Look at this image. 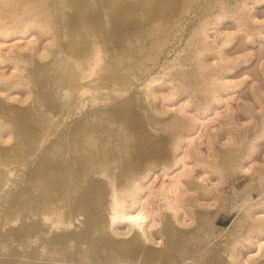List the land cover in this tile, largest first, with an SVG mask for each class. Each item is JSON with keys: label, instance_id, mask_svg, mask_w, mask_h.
I'll list each match as a JSON object with an SVG mask.
<instances>
[{"label": "bare ground", "instance_id": "1", "mask_svg": "<svg viewBox=\"0 0 264 264\" xmlns=\"http://www.w3.org/2000/svg\"><path fill=\"white\" fill-rule=\"evenodd\" d=\"M222 1L161 60L202 0H0V264H193L199 254L183 252L202 247L207 230L187 196L218 202L236 152L214 140L224 130L238 144L236 128L204 125L247 82L232 76L246 54L228 50L253 38L250 11L264 0H240L233 11ZM228 20L236 30L222 29ZM256 97L259 133L231 167L253 174L260 195L236 205L224 264H264Z\"/></svg>", "mask_w": 264, "mask_h": 264}, {"label": "rangeland", "instance_id": "2", "mask_svg": "<svg viewBox=\"0 0 264 264\" xmlns=\"http://www.w3.org/2000/svg\"><path fill=\"white\" fill-rule=\"evenodd\" d=\"M217 1L202 0V2L199 5H196L194 7L195 9L188 16H186V18L180 25V29L178 30V32L175 33V36L172 39V42L170 43L171 45L170 47H173V50H172L173 52L171 51L168 55L165 54L166 56L165 55L160 56L161 60L164 57L172 56L173 53L175 52V49L180 50L185 45V41L189 35V31L195 25V23H197L201 18L211 16L213 13L220 11L218 4H216ZM239 1L240 0H223L222 4L227 5L226 6L227 10L233 11L235 10V3ZM207 4H209V6ZM249 4H252V3L249 2ZM210 5L212 7H210ZM250 12H253L256 15V18L258 19L257 22H255L253 25L250 26L251 32L253 31L252 32L253 34H251L253 38L251 37L252 38V39L250 38L251 40L238 39L236 43H234L235 45L228 50L230 54H234L235 52L246 54L245 57L246 59H248L249 62L247 61L245 66H241L242 69L238 67L236 69L237 73L234 71L232 76L234 78H243L244 76H246L247 82L243 85L244 87L242 88V90H240V92L237 93V96H233V97L226 96L224 98L223 103L214 110L213 114L206 120V124L204 125L206 128L205 132L207 130L209 132H213L214 129L217 128L218 123H224L225 127H230L232 128V130H235L236 128L235 131H237V133L231 130L230 132L234 136L233 139L235 138V141L238 142V144L235 145L237 146V148L235 146H232V144H229L228 142H226L227 134L224 130L217 133V136L214 140V148L233 149L236 152V156H234L235 158L232 157L231 159H229L227 163L224 164L226 165V168L223 172L224 181L219 186V191H220L219 199H218V202L214 203L212 206L210 207L207 206L210 209L209 208L206 209L207 208L206 205L205 207L204 205L202 206V204L200 205V203H202L201 201L206 200L204 195L200 193H197L194 195L193 193V195H189L190 197L187 196L188 202H192L194 204V205L192 204V207L194 206L192 208L193 212L194 211L199 212L201 215H203L204 217L203 219H205V222L202 225L201 233L204 231V229L205 231L207 230L206 231L207 233L203 234L204 239L202 242L204 243H202L203 244L202 247L195 249L194 252L189 249H188L189 251L186 250L184 251L185 253L183 252V255L185 254V257L187 255L189 256L188 253H190V251L194 253L195 255L199 254L198 256L194 255L196 259L194 258L195 263L193 262V264H197V263L198 264H212L213 261L214 263H217V264H221V263L224 264L223 256H225V249H226L225 246L229 244L236 237L235 236V231H237L235 230L236 223L232 224L233 219L236 216H240V213L238 212L239 210L236 207V205L240 203L242 199L248 193L253 199H256L260 195L259 193H260L261 186L258 182H256L257 180L254 178V180L251 181L250 183V178L253 177V174L252 175L241 174L240 172L234 169L232 170V167H231V164H234L236 161H238L239 156L244 152L245 150L244 148L247 147L251 137L256 136L259 133L258 128L261 126L259 123L260 122L259 116L261 115L260 114L261 111L259 110L258 112V105H257L258 100L256 96H259L262 102L264 101V54L263 53L258 54L256 52L257 50L255 49H257L260 45L264 46V37L262 35H258L256 31V28L259 27V25H262L263 29L261 30L263 31L262 33L264 34V1L260 5L254 6ZM253 27H255V29H253ZM222 29L234 31L236 30V25L231 20H228L223 24ZM210 35H211V38H214V33H210ZM250 41H254L255 43L250 42ZM185 63L187 66L191 64L188 61H186ZM149 71H150V75L155 73L154 68H151V70ZM178 104H180V102ZM227 107H229L232 110L233 115L231 114V116H229ZM253 107H256L257 109L256 108L253 109ZM244 109H247V111L249 110L248 114H247V111ZM165 114L164 116L163 114H161L162 116L159 115V117H165L166 116ZM232 121H234L235 123H231ZM183 122L185 124L187 123L186 120L185 121L183 120L182 125H184ZM170 130H169L170 132H168V130L166 129L164 132L166 134V139H167L166 142L169 145H171V142L174 139L173 136L176 134L178 127H173V128L170 127ZM243 131H245L246 133ZM242 135H244V137ZM239 137L243 141L242 144L240 141L241 139ZM238 145L240 146L238 147ZM257 148L258 150L255 153L254 161L261 162L264 160V140L261 143H259ZM203 149H205V147H203ZM258 184H259V187H258ZM206 185L210 186L208 182L206 183ZM261 194L264 196L263 192ZM196 195L198 197V200H197V197H195ZM193 198L194 199L196 198L195 201ZM199 199H202V200H199ZM195 202L196 203L198 202L199 205H197ZM195 204L196 206H201L200 207L201 209L199 207H196ZM105 211H106L105 213L108 214L107 208L105 209ZM194 222L190 224L191 227L188 225L189 227L186 228L185 226V229H188V228L193 229L196 224V222L195 223ZM182 228L184 227H181V229ZM222 228L225 230H223ZM119 238H121V236H119ZM213 251L215 253L219 251V253H216V256H215ZM199 252H201V254ZM183 255H182V258L184 257ZM211 255L212 256L214 255L213 256L214 258ZM188 256H187V259H188ZM140 259L141 257L139 256L136 258L137 261ZM182 262L181 264H186L184 263V261Z\"/></svg>", "mask_w": 264, "mask_h": 264}]
</instances>
